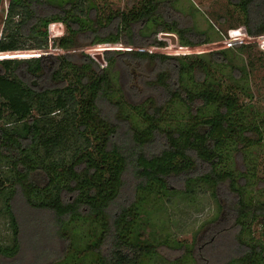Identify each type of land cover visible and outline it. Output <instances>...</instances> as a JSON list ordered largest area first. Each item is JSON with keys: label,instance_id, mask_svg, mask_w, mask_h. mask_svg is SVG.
I'll return each mask as SVG.
<instances>
[{"label": "trees", "instance_id": "trees-1", "mask_svg": "<svg viewBox=\"0 0 264 264\" xmlns=\"http://www.w3.org/2000/svg\"><path fill=\"white\" fill-rule=\"evenodd\" d=\"M87 1L9 0L2 19L0 220L8 222L11 235L0 233V257L14 259L22 248L14 210L19 196L65 243L63 254L50 264H148L158 253L143 239L145 217L153 209L145 204L151 199L159 210L164 198L189 199L204 188L219 204L225 191L232 196L220 207L237 230L242 253L226 264H264V232L260 237L252 232L254 225L264 229V200L257 202L250 191L260 192L264 178L258 177L257 161L247 165V151L264 142V114L249 84L253 63L236 66L230 56L250 53L257 45L182 56L106 51V66L87 53H15L46 51L50 45L67 52L85 33L93 34V46L165 48L158 37L169 32L179 34L182 47L213 43L209 37L192 41L187 31L159 20V0L111 11L103 21L104 10ZM234 5L248 21V35H264V0ZM253 6L263 8L254 27ZM56 23L66 26L67 35L50 37ZM142 23L155 26L154 41H136L135 26ZM108 27L114 30H96ZM140 63L160 66L146 76L144 91L132 86L131 69ZM225 66L231 68L228 80L219 76ZM235 161L245 167L234 168ZM130 176L132 199L120 202Z\"/></svg>", "mask_w": 264, "mask_h": 264}, {"label": "rangeland", "instance_id": "rangeland-1", "mask_svg": "<svg viewBox=\"0 0 264 264\" xmlns=\"http://www.w3.org/2000/svg\"><path fill=\"white\" fill-rule=\"evenodd\" d=\"M141 1L94 0L96 5L104 10L103 14H99L103 18L102 21L106 20L111 11H125L133 5H138ZM87 2H92V0ZM237 2L238 0H159V20L176 24V28L187 31L190 34L187 38L192 41L198 42L209 37L213 43L208 45L182 47L180 46L179 34L172 33L178 37V46H172L170 41L166 40H161L166 41L167 46L165 48L142 46L140 44L130 47L122 44L93 46V34L85 33L75 37L77 48L67 52L52 48L46 52L51 53V56L63 54L80 56L83 53H87L94 57L96 54H102L104 60L106 51H141V49H148L149 51L145 52L149 53L173 56L185 54L207 55L237 46L235 44L229 46V44L237 40H243L248 42L246 45H257L256 49L250 53L241 54L233 51L230 56L236 66L253 63V69L249 65L251 70L249 84L254 95V102L259 111L264 114V36L260 40L259 38L251 40V38L245 36V34H248L245 24L248 21L239 6L234 5ZM8 6L9 0H4L1 9L0 38L3 30L2 19H5ZM254 7L250 11V25L252 27H254L256 20L260 18L259 11L263 10V8ZM90 17L96 20L97 17L94 11H92ZM174 24H171V26ZM61 25L63 32L59 36L67 35L66 26L62 23ZM91 25L92 23L89 22L88 26ZM145 26L144 23L135 26L136 41H154L156 37L153 35L156 29L155 26ZM97 29L100 34L114 30L112 27L104 30ZM241 30L242 34L232 35L233 31ZM59 36L51 33L50 37L56 38ZM159 37L158 40H160ZM164 49H167V52H162ZM33 52L18 51L15 53L25 54ZM101 65L106 66V63ZM159 68V65L140 63L137 67L131 69L132 86L143 90L145 87L143 83L148 78L146 76H154V72ZM220 71L219 76L224 80H228L231 75V68L229 66L221 67ZM117 74L113 73V76L117 78ZM127 77L123 74V79H127ZM107 112L110 111L107 110ZM234 152L233 154H235ZM247 158V165L251 167L257 161L258 177L264 178V142L249 149ZM244 167L245 165L242 162L239 161L237 163L235 161L234 168ZM126 181L120 202H129L132 199L134 179L130 176L126 178ZM177 185L180 186L181 184L178 183ZM250 191H253L251 195L255 197L257 202L264 200V184L260 192H255L254 187H251ZM231 200L232 196L226 191L225 194L219 195V202L222 206L229 205ZM220 204L213 197L212 191L204 188L198 189L194 196L189 199L182 197L164 198L158 204L160 206H158L159 210L150 199L145 204V207L148 210L150 206H153V209L152 213L145 217L147 218V225L143 231V239H147V241L156 246L158 256L152 258L148 264H226L232 257L240 255L242 252L235 238L237 230L233 227L231 220L226 221L225 216L222 217L225 212L222 211L223 207H220ZM14 206L22 228V248L14 259L0 257V264H50L59 258L65 250V243L57 234L53 233L50 227H46L48 219L43 214L35 213L31 210L19 196ZM6 223H8L6 220H0V233H2V237L8 238L11 235V230ZM83 229L87 231L86 226ZM252 232L255 234L254 236L260 237L264 229L261 225H254ZM186 247L192 254L187 253Z\"/></svg>", "mask_w": 264, "mask_h": 264}, {"label": "water", "instance_id": "water-1", "mask_svg": "<svg viewBox=\"0 0 264 264\" xmlns=\"http://www.w3.org/2000/svg\"><path fill=\"white\" fill-rule=\"evenodd\" d=\"M61 26H62L61 23L60 24L56 23V24L52 25V28H51L52 34H56L57 36L61 35L62 32H63L62 29H61ZM241 32H242V30L241 31H233L232 35L242 34ZM159 38H160V40L170 41V44L172 46H178L179 45L178 37L175 34L162 33ZM263 48H264V46H263ZM40 57H51V55L43 54ZM94 58L101 64L105 63L102 54H96V55H94Z\"/></svg>", "mask_w": 264, "mask_h": 264}, {"label": "built area", "instance_id": "built-area-1", "mask_svg": "<svg viewBox=\"0 0 264 264\" xmlns=\"http://www.w3.org/2000/svg\"><path fill=\"white\" fill-rule=\"evenodd\" d=\"M54 25V24H53ZM51 28H52V25H51V27H50V33H52L51 32ZM245 36H247V37H249V38H251V40L252 39H257V38H259V40L264 36V35H260V36H256V37H252V36H250V35H248V34H245ZM248 42H246V41H243V40H240V41H235L234 43H231V44H229V46L230 45H233V44H235V45H246ZM49 49H52V45H50V48ZM46 51H48V50H46ZM46 51H34L33 53H34V55L33 56H41V55H43V54H51V53H48V52H46ZM141 51L142 52H145V51H149L148 49H141ZM30 52H32V51H30Z\"/></svg>", "mask_w": 264, "mask_h": 264}]
</instances>
